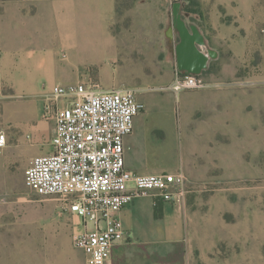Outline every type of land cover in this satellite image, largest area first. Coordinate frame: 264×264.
<instances>
[{"label":"rangeland","instance_id":"rangeland-1","mask_svg":"<svg viewBox=\"0 0 264 264\" xmlns=\"http://www.w3.org/2000/svg\"><path fill=\"white\" fill-rule=\"evenodd\" d=\"M197 1L116 0V7L120 20L140 3L164 6L171 17L178 3L181 18L196 26L203 45L216 53L209 59L212 73L200 74L203 88H174L178 68L167 48L153 63L134 57L123 80L62 82L128 88L144 104L131 152L143 143L150 155L144 162L157 173L183 174L177 208L192 264H264V0ZM70 3L0 0V45L15 43L24 20L36 18L40 41L55 49L57 68L97 71L101 65L88 63L91 58L80 46L73 57L68 54V41L59 34L67 25L59 9ZM152 43L168 46L164 36ZM153 71L160 77L153 78ZM21 163L0 168V264H71L66 243L83 223L67 212L62 197L28 185Z\"/></svg>","mask_w":264,"mask_h":264},{"label":"crops","instance_id":"crops-1","mask_svg":"<svg viewBox=\"0 0 264 264\" xmlns=\"http://www.w3.org/2000/svg\"><path fill=\"white\" fill-rule=\"evenodd\" d=\"M69 5L59 9L65 12L67 21L64 33L59 34L68 41V54L73 57L75 48L80 46L81 52L91 58L85 61L101 67L95 72L57 68L55 49L40 41L37 19L29 18L27 23L24 20L20 39L0 45V128L6 135V144L0 147V168L20 159L24 169L34 157L51 152L55 125L43 112L55 85L65 84V80H123L127 78L125 65L136 56L148 57L153 63L165 48L175 56L179 39L175 36L174 14L172 11L170 17L164 6L140 3L128 8L120 20L116 0H71ZM177 15L181 18L178 8ZM163 36L168 40L167 47L152 43ZM200 48L204 53L209 50L203 44ZM68 63L78 61L68 59ZM150 74L155 79L160 77L157 71ZM137 120L135 117L132 132L124 137L125 167L138 174L157 173L155 167L144 162L150 155L143 143L135 153L131 152ZM157 201L160 217L155 214ZM177 205L152 196H138L121 208L116 216L122 222L125 237L114 243L107 264H192ZM66 246L71 264H86V255L73 247L72 239Z\"/></svg>","mask_w":264,"mask_h":264},{"label":"built area","instance_id":"built-area-1","mask_svg":"<svg viewBox=\"0 0 264 264\" xmlns=\"http://www.w3.org/2000/svg\"><path fill=\"white\" fill-rule=\"evenodd\" d=\"M177 71L175 89L206 85L200 74ZM143 109L133 90L100 89L93 82L55 85L44 106V117L55 125L51 152L34 157L24 179L45 195L62 197L67 212L83 223L72 245L86 255V264H107L112 246L125 237L116 213L132 199L182 200L181 172L138 174L125 167L124 137ZM5 144L0 128V147Z\"/></svg>","mask_w":264,"mask_h":264},{"label":"water","instance_id":"water-1","mask_svg":"<svg viewBox=\"0 0 264 264\" xmlns=\"http://www.w3.org/2000/svg\"><path fill=\"white\" fill-rule=\"evenodd\" d=\"M178 3L173 5L174 22L178 32V43L174 47L179 70L200 74L207 67L209 59L214 58L213 50L202 52L200 46L204 42L196 26H189L177 15Z\"/></svg>","mask_w":264,"mask_h":264},{"label":"trees","instance_id":"trees-1","mask_svg":"<svg viewBox=\"0 0 264 264\" xmlns=\"http://www.w3.org/2000/svg\"><path fill=\"white\" fill-rule=\"evenodd\" d=\"M189 1H190V3H191L192 5H197V4H198V1H197V0H189ZM185 11L188 12V13L191 12V10H190L189 7H187V8L185 9ZM212 62H213V61H210V63L208 64L207 68H205V69L201 72V74L212 73V70H213ZM160 212H161L160 202L157 201V203L155 204V214H156V216H159V217H160V216H161Z\"/></svg>","mask_w":264,"mask_h":264}]
</instances>
